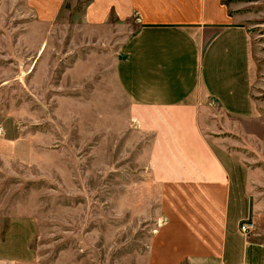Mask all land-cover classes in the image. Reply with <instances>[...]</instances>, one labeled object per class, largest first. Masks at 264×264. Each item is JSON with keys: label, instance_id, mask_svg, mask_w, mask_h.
Listing matches in <instances>:
<instances>
[{"label": "crops", "instance_id": "0c3cea01", "mask_svg": "<svg viewBox=\"0 0 264 264\" xmlns=\"http://www.w3.org/2000/svg\"><path fill=\"white\" fill-rule=\"evenodd\" d=\"M6 1L16 7L25 3L21 17L31 21L25 30L13 31L15 51L9 67L0 65V87L26 81L28 88L35 86L29 90L34 96L56 89L60 108L75 115L78 135L83 134L78 116L91 115L94 153L105 145L109 152L121 140L128 163L124 175L138 178L133 184L147 204L158 199L161 232L182 227L178 236L188 247L174 264H264V242L240 230L251 214L252 170L223 150L228 139L208 134L204 126L211 100L233 118L255 114L250 34L234 20L225 0H88L78 26L102 38L85 52L74 54L65 47L58 59L52 57V34L45 25L57 19L65 0ZM130 19L138 26L127 39L115 50L104 47L109 45L105 36ZM83 99L97 101L88 112L78 111ZM26 114L31 121L36 111ZM34 123L24 141L7 140L16 150L25 146L26 161L42 170L54 151L53 138L30 128ZM131 182L124 188L132 189ZM0 264L34 261L5 250Z\"/></svg>", "mask_w": 264, "mask_h": 264}, {"label": "rangeland", "instance_id": "374dc122", "mask_svg": "<svg viewBox=\"0 0 264 264\" xmlns=\"http://www.w3.org/2000/svg\"><path fill=\"white\" fill-rule=\"evenodd\" d=\"M87 1L65 0L57 19L47 20L52 57L58 59L65 47L74 54L95 49L102 38L92 30L86 34L78 26ZM225 2L234 20L250 34L255 114L233 118L211 100L204 126L208 134L228 139L221 145L223 150L252 170L248 187L251 214L241 222L240 230L244 222H250L253 227L247 236L264 242V0ZM1 6L0 65L9 67L15 51L14 34L25 30L31 19L21 17L28 9L25 3L16 7L5 0ZM32 8L37 10L39 4ZM137 26L135 19L121 23L113 34L105 36L109 45L104 47L115 50ZM34 88H28L26 81L6 82L0 87V251L12 250L19 257L32 258L34 264H174L176 256L188 247L185 237L178 236L182 227L173 230L168 226L161 232L155 212L158 199L147 204L133 184L138 178L129 180L124 175L128 163L121 140L109 152L105 145L94 153L90 145L96 142L90 137L91 115L78 116L77 123L83 128L80 136L75 132V115L60 108L55 96L59 92L52 89L34 96L29 91ZM96 101L77 102L78 111L88 112ZM98 102L101 105L104 100ZM28 110L36 111L31 121ZM32 123L30 128H40L53 138L50 149L54 151L41 164L42 170L26 161L25 146L16 150L7 140L24 141ZM103 142L107 144V139ZM5 154L11 162L5 161ZM44 171L51 177H45ZM129 181L134 187L124 188ZM166 207L170 215V198Z\"/></svg>", "mask_w": 264, "mask_h": 264}, {"label": "built area", "instance_id": "2783aa9c", "mask_svg": "<svg viewBox=\"0 0 264 264\" xmlns=\"http://www.w3.org/2000/svg\"><path fill=\"white\" fill-rule=\"evenodd\" d=\"M253 227V224L250 222H244L241 226V231L245 234H248Z\"/></svg>", "mask_w": 264, "mask_h": 264}]
</instances>
